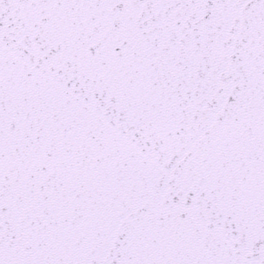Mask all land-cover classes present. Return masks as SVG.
Returning a JSON list of instances; mask_svg holds the SVG:
<instances>
[{
	"label": "snow or ice",
	"instance_id": "6c2138e0",
	"mask_svg": "<svg viewBox=\"0 0 264 264\" xmlns=\"http://www.w3.org/2000/svg\"><path fill=\"white\" fill-rule=\"evenodd\" d=\"M0 264H264V0H0Z\"/></svg>",
	"mask_w": 264,
	"mask_h": 264
}]
</instances>
